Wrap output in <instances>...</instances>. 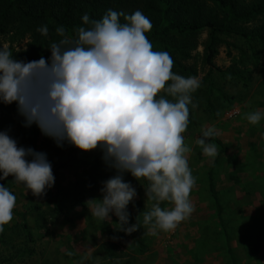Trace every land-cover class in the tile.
<instances>
[{
  "label": "rangeland",
  "instance_id": "1",
  "mask_svg": "<svg viewBox=\"0 0 264 264\" xmlns=\"http://www.w3.org/2000/svg\"><path fill=\"white\" fill-rule=\"evenodd\" d=\"M208 36V31L201 34L192 60L201 86L192 93L197 107L189 105V125L182 134L196 178L192 215L172 232L149 234L150 226H142L144 211L154 203L146 196L149 182L126 173L125 181L137 191L128 205L129 225L139 220L138 230L129 234L119 229L114 213L112 221L93 217L87 202L102 199L101 182L115 175L102 151H84L67 142L60 147L9 110L0 115V131L9 129L19 146L46 152L56 180L40 197L12 175L0 180L16 196L13 219L0 232V264H264V120L255 125L247 120L248 113L264 110V46H256V60L253 45L227 38L212 68L203 61ZM231 67L237 75L221 74ZM210 126L219 132L214 158L196 143L201 128Z\"/></svg>",
  "mask_w": 264,
  "mask_h": 264
},
{
  "label": "clouds",
  "instance_id": "2",
  "mask_svg": "<svg viewBox=\"0 0 264 264\" xmlns=\"http://www.w3.org/2000/svg\"><path fill=\"white\" fill-rule=\"evenodd\" d=\"M82 20L92 27H80L75 39L63 26L56 28L62 39L49 46V59L17 60L0 44V102H16L24 126L37 125L60 147L67 142L84 151H102L115 175L101 182L102 199L87 202L93 217L112 221L114 213L119 229L129 234L138 230V218L129 225L128 205L137 196L124 179L130 173L147 179V200L154 201L143 213L142 226H150L151 235L157 229L172 232L195 211L191 192L196 178L182 134L189 125V105L197 107L192 93L201 82L174 73L170 53L153 50L146 35L153 25L141 10L129 15L109 9L100 20L90 21L88 14ZM37 31L47 36L49 29L42 25ZM162 91L173 99L158 95ZM247 120L258 124L264 110L248 113ZM218 135L214 126L201 128L196 143L205 156L217 155L213 140ZM0 173V180L12 175L37 197L56 180L47 153L19 146L9 129L0 131ZM163 202L172 207H162ZM15 207L16 196L0 184V232L12 221Z\"/></svg>",
  "mask_w": 264,
  "mask_h": 264
},
{
  "label": "trees",
  "instance_id": "3",
  "mask_svg": "<svg viewBox=\"0 0 264 264\" xmlns=\"http://www.w3.org/2000/svg\"><path fill=\"white\" fill-rule=\"evenodd\" d=\"M109 9L129 15L141 10L153 25L146 33L153 50L169 52L174 60L172 71L184 77H199V67L192 60L205 31L209 36L203 61L212 68L227 38L245 40L253 45V53L256 46H264V0H0V44L7 45L17 60L49 59V46L62 39L56 33L58 26L75 39L80 27H92L91 23L84 24V14L90 21L100 20ZM120 22L127 21L121 16ZM42 25L48 26L47 36L37 31ZM254 56L257 60V53ZM227 73L234 76L238 71L231 67L221 74ZM212 74L210 71L208 77ZM158 95L173 99L163 91ZM9 110L18 112L17 103L0 102V115H7ZM211 191L217 202L213 182Z\"/></svg>",
  "mask_w": 264,
  "mask_h": 264
}]
</instances>
